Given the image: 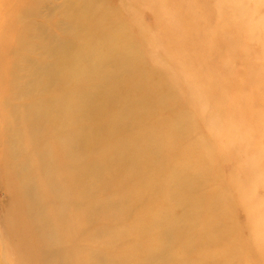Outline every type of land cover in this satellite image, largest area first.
Returning a JSON list of instances; mask_svg holds the SVG:
<instances>
[{
    "label": "rangeland",
    "instance_id": "1",
    "mask_svg": "<svg viewBox=\"0 0 264 264\" xmlns=\"http://www.w3.org/2000/svg\"><path fill=\"white\" fill-rule=\"evenodd\" d=\"M42 1L0 0V264H43L34 239L21 233L26 206L19 177L7 164L20 162L17 156L29 143L21 111L30 100L22 91L32 76L27 60L14 53L20 15L31 6L40 10L28 18L33 28L22 49L34 59L43 57L36 22L48 25L61 17L63 0L45 1L60 6L51 21ZM80 1L68 3L78 8ZM97 4L114 11L118 25L111 29L133 42L131 53L144 63L135 81L122 76L124 62L101 66L110 81L123 80L129 89L137 83L134 103L123 97L122 85L110 86L113 101H122L116 107L106 99L96 103L95 119L103 126L81 154L90 160L91 150L99 151L111 135L136 137L138 143L111 141L101 154L116 156L115 166L107 160L87 162L77 177L68 168V264H264V0ZM7 145L14 149L11 157L4 155ZM52 152L61 159L57 149ZM77 159L68 156L71 163ZM27 162L26 168L33 165L32 159ZM126 162L130 166L123 169ZM136 175L143 181L126 189L127 202L133 210L148 198L152 202L136 218L123 217L126 228L101 227L124 203L110 196L112 180L105 177ZM155 178L161 181L154 184ZM175 178L186 184L178 187ZM197 213L204 216L203 228L192 231ZM160 247V254L153 253Z\"/></svg>",
    "mask_w": 264,
    "mask_h": 264
},
{
    "label": "bare ground",
    "instance_id": "2",
    "mask_svg": "<svg viewBox=\"0 0 264 264\" xmlns=\"http://www.w3.org/2000/svg\"><path fill=\"white\" fill-rule=\"evenodd\" d=\"M45 1L42 2L45 3ZM97 1L81 0L80 6L74 8V3L63 0L60 5L62 6L61 17L51 21L53 13L55 14L54 11L59 5H54L55 2L47 4V0L45 3L47 12L44 13V17L51 23L47 25L36 22L37 27L34 29L37 28L36 32L40 39L38 48H41L40 53L43 54V57L40 54L36 59L30 57L29 54H23L22 49L24 46L26 47L25 34L28 33L29 27L33 28L29 25L32 20L29 21L28 18L34 16L33 14H38L40 10L31 6L23 9L20 15L19 30L21 34L18 37L17 52L14 53L17 57L20 56L21 59L27 60L29 63L27 66L30 68L28 73L30 70L31 74L29 73V75L32 76L31 79L29 78L30 82L28 84L26 82V86L23 85L25 88L22 91V95L25 92V95L30 98V103L24 104V101L22 111L20 110L23 128L29 134V143H25L27 146L25 154L19 153L17 156L18 160L23 163L21 168L20 162L10 165L9 160H6L9 170L13 172V175H10L19 177L18 190L26 206L22 210L24 227L21 233L34 239L37 244V256L43 264H68V168L73 169V175L77 177L86 172L87 162L107 160L115 166L118 161L116 156L101 154L104 149L111 146V141L117 140L116 143H127L133 147L138 143L136 137L131 141L129 137L111 135L99 151L91 150L90 160L84 158L85 154H81L84 144L94 140L103 126V123H99L95 119L98 112L96 103L104 99L113 101V92L110 90V86L122 85L125 91L123 97L129 101L130 105L134 103L133 87L137 83L129 89L123 80L120 82L110 81L107 72L101 66L111 67L118 62L126 63V70L122 73L126 81L132 76L133 80L139 76L144 63L142 59L131 53L134 51L132 49L133 42L126 35L118 33L116 28L111 29L112 24H115L116 27L118 25L112 18L114 11L111 8L98 5ZM63 9L64 15H62ZM41 15L43 14L41 13ZM18 20L20 22V19ZM46 20L45 22H47ZM51 25L54 28L57 27L59 32L55 33L54 28L51 30ZM29 34L33 35V33ZM27 36L29 35L27 34ZM33 46L37 47L36 44ZM36 47L33 50H37ZM14 49L12 47V51ZM126 50L127 52H125ZM25 65L21 66L25 67ZM153 76L156 77L154 74ZM25 77L28 75L26 74ZM22 95L21 97L25 96ZM27 97L26 99H28ZM141 99H144L142 95ZM146 100L150 101V99ZM121 101L122 99H115L112 105L116 107ZM12 130L17 133L19 128L13 126ZM18 143H20L19 139L14 145ZM8 147L7 145L4 155L11 157L14 149H8ZM54 149L61 153V159L55 157L52 152ZM68 156H80L81 159H77L76 163H71L68 161ZM30 159L33 160L34 166L26 168L27 160ZM129 166L130 163L126 162L121 167L127 169ZM107 178H109L108 181L112 180V183L108 182L110 196L124 200V203L119 204L120 213L114 219L108 223H102L100 226L126 228L128 224H123L121 219L125 216H129L130 219L136 218L140 210L142 211L148 202L151 203L152 199L148 198L149 200L139 205L138 209L133 210L134 206L126 200L129 195L128 190L141 183L143 177L141 175L105 177V179ZM158 180L161 181L160 178H155L154 184H157ZM173 183L178 187H183L186 184L184 181L179 182L176 178ZM160 208L163 209V206ZM173 219V216H169V222ZM203 221L202 213L195 214L193 216L194 223L190 224V229L195 231L198 227L203 228L201 225ZM165 230L171 232L169 228ZM213 232L217 231L213 230ZM162 251L163 248L160 247L153 250V253L160 254Z\"/></svg>",
    "mask_w": 264,
    "mask_h": 264
}]
</instances>
